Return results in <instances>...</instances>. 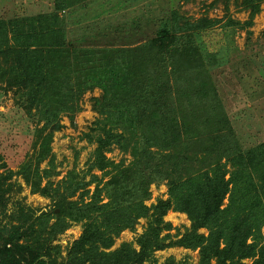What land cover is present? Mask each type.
<instances>
[{"label":"trees","instance_id":"trees-1","mask_svg":"<svg viewBox=\"0 0 264 264\" xmlns=\"http://www.w3.org/2000/svg\"><path fill=\"white\" fill-rule=\"evenodd\" d=\"M262 3L245 0L251 25ZM57 20V15H40L30 27L0 20V83L43 124L36 168L24 165L22 174L36 193L56 204L36 217L31 209L20 212L17 221L35 217V224L29 235L21 226L0 234V264H145L155 261V252L172 247L198 251L199 264H264V143L241 147L201 47L183 45L186 39L177 35L186 23L174 31L163 24L145 43L87 48L68 43ZM213 25L202 21L192 30ZM94 89L103 94L94 99L98 118L84 134L96 145L90 180L70 172L60 188L51 182L42 187L40 164L50 157V169L42 172L47 177L55 169L54 133L65 128L64 116L74 119L82 98ZM113 148L131 157L129 166L108 158ZM110 169L117 172L108 181L92 173ZM10 177L0 175V215L12 189ZM158 182H166L169 198L148 207L151 186ZM170 211L191 222L180 238L165 221ZM143 218L149 222L137 239L138 250L124 243L109 251L115 238ZM71 223H83L84 230L60 262L52 242ZM25 236L38 239L21 243Z\"/></svg>","mask_w":264,"mask_h":264},{"label":"rangeland","instance_id":"rangeland-1","mask_svg":"<svg viewBox=\"0 0 264 264\" xmlns=\"http://www.w3.org/2000/svg\"><path fill=\"white\" fill-rule=\"evenodd\" d=\"M57 2L0 0V20L9 22L11 27L22 22L30 27L37 15H46L48 12H53V15L61 12L60 15L66 16L65 19L73 12L74 15L85 14L80 10L81 4L70 5L73 6L72 9L60 11ZM123 14L113 12V15H99V19L94 20L83 15L84 20H81L80 16L70 18V21L77 23L79 20L81 26L88 28L74 32L71 22L68 21L71 32L69 34L64 19L62 25L66 39L68 43L82 47L97 45L95 48H104L106 42L101 36H108L110 45L117 47V34L121 33L128 37L124 40L126 43H145L146 39L156 36L163 24L167 23L174 31V28L181 27L179 23L183 21L186 24L177 35L186 39L182 41L183 45L192 43L201 47L206 65L209 66L211 83L230 118L241 147L244 150L254 149L264 143V0L252 25L251 11L246 7L245 0H140L139 3L129 5L128 13ZM103 16L108 18L102 19ZM202 21H211L214 25L206 30L193 31L194 25ZM100 31L101 34L96 35ZM81 32L86 33L77 35ZM110 35L113 39L109 38ZM4 87V84L0 83V175L7 176L12 173V177L7 181V185H12V189L6 196L3 195L7 205L0 215V234L12 233L15 231L13 227L21 226L22 231L29 235L35 224V217L42 212L52 211L56 205L51 198L36 193L22 174L24 165L32 164L31 168H36V155L41 144L38 129L42 128L43 124L39 125L37 120L31 119L24 109L17 105L14 92L6 91ZM102 94L100 89L88 91L81 100V111L74 119L63 117L62 124L65 128L54 133L50 144L55 166V169L51 170L52 177L42 173L50 169V157L40 164L42 187L51 182L53 189L60 188L70 172H74V178L90 180L91 174L88 170L96 145L89 143L84 134L89 132L92 123L98 118L93 105L94 99L101 98ZM48 133L49 130L44 131L42 137ZM107 156L115 165L127 167L131 162L129 155H124L116 148L107 153ZM116 172L117 170L110 169L107 174L95 170L92 173L108 181ZM93 188L94 186L90 187L91 191ZM150 191L151 197L146 201L148 207L157 204L159 200L169 198L166 182L153 184ZM71 200L75 201L77 197ZM23 209H31L35 213V217L27 216L29 220L24 221V224L17 221ZM56 213H59V210H56ZM165 221L172 224L173 230L170 233L175 238H180L191 228L187 215L177 211H170ZM148 222V219H140L134 230L123 231L115 238V243L109 251L119 249L124 243L132 244L138 250L137 239L146 231ZM83 230V223H71L65 232L53 240L52 246L60 250V262L66 259L70 248L81 237ZM200 232L208 234L207 230ZM262 233L264 237V227ZM166 234L167 232H164L163 236ZM28 239L35 240L38 237L25 236L21 243L30 241ZM2 245L4 240L0 239V246ZM153 257L155 261L145 264H199V252L182 247L157 251ZM245 263L251 264L252 260H246Z\"/></svg>","mask_w":264,"mask_h":264},{"label":"crops","instance_id":"crops-1","mask_svg":"<svg viewBox=\"0 0 264 264\" xmlns=\"http://www.w3.org/2000/svg\"><path fill=\"white\" fill-rule=\"evenodd\" d=\"M54 2V0H52ZM57 2V6L59 7V9H61L60 11H67L69 10V8H73V6L71 7L70 5H80L81 4V8L80 10L85 12V14H93V15H85V14H82L83 16H89L90 19H99V15H113V12H116V14H119L121 12H123L125 14L128 13V9H129V5H131L132 3L134 2H140V0H55ZM54 13H56L54 11ZM75 12L71 13L70 16L65 19L64 15H60L61 12H59V14L57 15L58 17V22L60 23V26L63 28V30L65 31L63 25H62V22L64 21L65 19V23H66V26H67V31H68V34L71 33L69 31V28L70 27V22H71V25H72V29L74 30V32L77 30V31H83V30H86L88 28V26H81V22L78 20V22L76 23L75 21H70V18L72 19H75L76 16H80L81 20H84L83 19V16L82 15H74ZM46 15H53V12H48V14ZM55 15V14H54ZM36 16V15H35ZM37 16H40V15H37ZM36 16V17H37ZM108 17H105L103 16L102 19H107ZM100 19V20H102ZM70 21L68 24L67 22ZM103 30V29H102ZM82 33H86V32H81V33H78L77 35H80ZM101 34V31L96 34V35H99ZM83 36V35H82ZM104 40H105V47H110V42L111 41H107V38L108 36H101ZM109 38L113 39V37L110 35ZM128 38L126 35L124 34H121V33H118L117 34V40H118V45H121L122 42ZM142 38V37H141ZM78 39V38H76ZM136 42V41H135ZM134 43V42H133ZM97 45H92L91 47H95ZM112 47V46H111ZM118 47V46H117Z\"/></svg>","mask_w":264,"mask_h":264}]
</instances>
